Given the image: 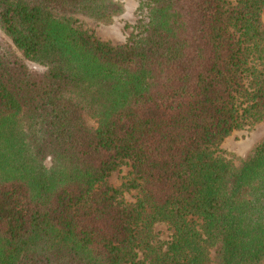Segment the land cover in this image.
<instances>
[{
	"label": "trees",
	"instance_id": "trees-1",
	"mask_svg": "<svg viewBox=\"0 0 264 264\" xmlns=\"http://www.w3.org/2000/svg\"><path fill=\"white\" fill-rule=\"evenodd\" d=\"M137 10L112 43L77 19L118 0H0V264H264V132L218 152L264 120V0Z\"/></svg>",
	"mask_w": 264,
	"mask_h": 264
},
{
	"label": "rangeland",
	"instance_id": "rangeland-1",
	"mask_svg": "<svg viewBox=\"0 0 264 264\" xmlns=\"http://www.w3.org/2000/svg\"><path fill=\"white\" fill-rule=\"evenodd\" d=\"M122 4V11L114 15L111 21L107 23L93 20L89 17L79 16L77 23L90 31H92L97 37L109 40L112 43L122 42L125 37L133 30V25L136 19L139 17L137 10V0H118ZM262 20L264 22V10L262 13ZM10 45L9 38L0 28V49L6 48ZM26 65L31 69H40L41 66L33 61L24 60ZM264 132V120L254 122L252 124H246L241 128L233 129L227 136H225L219 143L218 152L229 157L230 155H242L244 151L250 146V144L258 136ZM129 166L125 163H120L114 167L108 174V182L118 187L123 181ZM135 190H123L121 197L130 201L134 199ZM153 229L157 232L161 238H166L168 235V229L163 222H156L153 225Z\"/></svg>",
	"mask_w": 264,
	"mask_h": 264
}]
</instances>
